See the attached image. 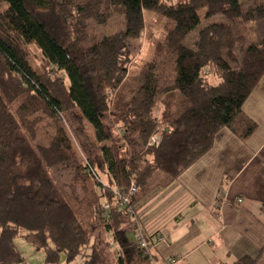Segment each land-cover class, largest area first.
Masks as SVG:
<instances>
[{"label":"trees","instance_id":"trees-1","mask_svg":"<svg viewBox=\"0 0 264 264\" xmlns=\"http://www.w3.org/2000/svg\"><path fill=\"white\" fill-rule=\"evenodd\" d=\"M2 1L0 264H29L19 237L43 251L45 264H159L122 218L138 215L153 178L173 184L222 129L246 139L257 128L243 103L264 76V38L252 40L264 0L247 9L243 0ZM108 9L124 16L125 28L98 38L89 26L105 24ZM147 13L159 18L163 34L131 79V43L153 35ZM216 14L226 19L204 26L187 45L202 19ZM33 46L40 64L32 62ZM66 174L95 184L79 196ZM132 181L138 190L123 204ZM99 228L112 230L117 262L96 240ZM262 252L222 264H257Z\"/></svg>","mask_w":264,"mask_h":264},{"label":"crops","instance_id":"crops-1","mask_svg":"<svg viewBox=\"0 0 264 264\" xmlns=\"http://www.w3.org/2000/svg\"><path fill=\"white\" fill-rule=\"evenodd\" d=\"M260 80L243 103L255 131L242 139L222 129L206 155L173 184H151L138 215L122 218L125 229L134 226V241L138 227L167 233L152 250L160 262L174 257L176 264H222L263 251L257 264H264V76ZM87 132L94 137L93 128ZM101 232V245L117 262L112 230Z\"/></svg>","mask_w":264,"mask_h":264},{"label":"rangeland","instance_id":"rangeland-1","mask_svg":"<svg viewBox=\"0 0 264 264\" xmlns=\"http://www.w3.org/2000/svg\"><path fill=\"white\" fill-rule=\"evenodd\" d=\"M252 0H243V3H245L244 7L247 9L249 5L251 4ZM8 6V3L5 1H2L0 3V11L5 9ZM203 11H201L202 14ZM146 18L149 24V27L153 29V35L151 38H148V33L147 31L144 32L143 36L140 39L133 40L131 43V50L134 55V63L131 67V76L130 78H135V73L138 72V70L141 68V66L146 62V60L150 59L152 54H154V49L156 42L161 39L162 34H163V29L161 27V22L159 18H157L156 15L153 13H147ZM226 19V16L223 14H216L214 16H211V18H203L200 25L197 26L194 31H192L187 40L186 44L191 45V42L196 40L199 34V31L201 28L204 26L211 24V22H222ZM107 22L105 24H95L91 23L89 26L90 31L96 36L100 37L103 34H108L111 35V33L118 32L125 28L126 25V19H124V16H117L114 15L111 10L108 9V18ZM255 28L252 31V40H257V39H262L264 38V18L256 21L255 23ZM251 39H248L247 42H250ZM240 47V45L238 46ZM32 62L36 64H40V53L36 49L35 46L32 47ZM239 57H242L243 55V50L241 48L238 49L237 51ZM172 70L171 63L168 64V67L166 68V73H170ZM173 74V73H171ZM66 128H67V133L72 139V144L74 145L78 156L80 158V161L82 160L81 156V151H83L79 145L78 138L76 134H74V127H76V124L72 121L71 117L69 114L66 115ZM91 134V133H90ZM139 147V146H138ZM137 147V148H138ZM136 149V148H135ZM137 150V149H136ZM135 152V151H134ZM160 175V176H159ZM156 176V178L151 180V184H157L158 182L164 183L163 180V175L159 174ZM65 180L67 181V186L71 188V190H75V192L80 196L83 194L82 186L86 185L87 188H91L94 186L93 180L89 179L88 181H80L78 179H74L71 177L70 174H66L64 176ZM165 178V177H164ZM163 180V181H162ZM150 184V185H151ZM153 188V187H152ZM102 228L97 229L95 232L96 234V240H99L101 243V239L106 237L104 234L101 232ZM110 237V236H109ZM109 237L107 239H109ZM19 248L23 251L25 258L27 259L29 264H45L44 259H43V251L35 248L32 244H29L24 240L23 238L19 237L18 240L16 241ZM112 259V256H111Z\"/></svg>","mask_w":264,"mask_h":264},{"label":"built area","instance_id":"built-area-1","mask_svg":"<svg viewBox=\"0 0 264 264\" xmlns=\"http://www.w3.org/2000/svg\"><path fill=\"white\" fill-rule=\"evenodd\" d=\"M119 132L122 133V128H119ZM161 138H159L158 136H154L152 137V139L150 140L151 144H156L157 146H159L161 144ZM84 164L87 165L89 167V170L95 174V169H93V167H91V165L88 162V159L86 156H84ZM138 190V187H136V184L134 181L131 182L130 185V189L129 192L127 194H124L122 197L123 199V204L124 203H128L130 201V196L135 194ZM118 193L120 194L121 191L118 190ZM241 201V200H239ZM108 207V204L107 206ZM168 235L167 233H156V234H149L147 232H144L143 230H141L139 227L136 229V241L139 244V247L143 250H146L147 254H150L152 256V250L154 248V246H157L161 243H163L166 239H167ZM159 264H176V259L174 257H168L165 260L159 262Z\"/></svg>","mask_w":264,"mask_h":264}]
</instances>
